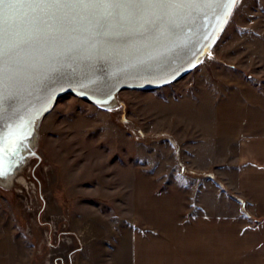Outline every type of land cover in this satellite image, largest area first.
I'll return each mask as SVG.
<instances>
[{
    "label": "rangeland",
    "instance_id": "374dc122",
    "mask_svg": "<svg viewBox=\"0 0 264 264\" xmlns=\"http://www.w3.org/2000/svg\"><path fill=\"white\" fill-rule=\"evenodd\" d=\"M241 86L264 91V0H239L209 56L173 84L121 91L107 110L73 95L61 98L43 119L23 169L8 187L0 185V223L23 238L33 255L30 264H105L103 245L124 237L117 215L102 218L108 204L129 196L133 170L124 166L137 159L148 167L152 153L164 173L171 155L172 172L186 174L184 127L209 147L224 137L230 115L221 110L230 105L239 107V122L249 121L247 108L256 113L254 121L264 118L261 103L239 98L246 95ZM216 183L224 187L218 178Z\"/></svg>",
    "mask_w": 264,
    "mask_h": 264
},
{
    "label": "crops",
    "instance_id": "0c3cea01",
    "mask_svg": "<svg viewBox=\"0 0 264 264\" xmlns=\"http://www.w3.org/2000/svg\"><path fill=\"white\" fill-rule=\"evenodd\" d=\"M237 89L246 93L240 99L264 109V91ZM238 111L233 105L221 110L230 115L224 137L209 147L202 139L192 140V128L184 127L186 174L172 172L176 160L171 155L164 160V173L152 153L148 167L137 159L124 166L125 172L133 170L131 181L124 178L132 185L129 196L107 202L110 212L102 215L107 221L117 215L115 225L124 237L103 245L105 264H264V111L263 119L254 121L256 113L247 108L248 122H239ZM198 133L202 138L204 132ZM163 177L171 180L163 183ZM2 221L0 264H30L33 255L26 253L25 241L5 230Z\"/></svg>",
    "mask_w": 264,
    "mask_h": 264
},
{
    "label": "water",
    "instance_id": "95a60500",
    "mask_svg": "<svg viewBox=\"0 0 264 264\" xmlns=\"http://www.w3.org/2000/svg\"><path fill=\"white\" fill-rule=\"evenodd\" d=\"M239 0L225 15L215 3H189L163 20L97 21L87 15L49 18L22 47L0 91V185L23 169L43 119L57 102L79 97L112 109L124 90H156L190 74L210 54ZM26 125L24 133L20 126Z\"/></svg>",
    "mask_w": 264,
    "mask_h": 264
},
{
    "label": "snow or ice",
    "instance_id": "6c2138e0",
    "mask_svg": "<svg viewBox=\"0 0 264 264\" xmlns=\"http://www.w3.org/2000/svg\"><path fill=\"white\" fill-rule=\"evenodd\" d=\"M201 2L225 9V15L236 0H0V91L7 70L16 69V58L22 47L31 44L49 18L87 15L97 21L165 19L189 3ZM2 119V113H0ZM26 125L20 126L23 134ZM3 137L0 135V144ZM2 174V173H0Z\"/></svg>",
    "mask_w": 264,
    "mask_h": 264
},
{
    "label": "built area",
    "instance_id": "2783aa9c",
    "mask_svg": "<svg viewBox=\"0 0 264 264\" xmlns=\"http://www.w3.org/2000/svg\"><path fill=\"white\" fill-rule=\"evenodd\" d=\"M140 132H141V131H140ZM140 132H138L139 136H140V135H142ZM139 136H138V137H139ZM67 221H68V220H67V219H65V221H64V222H65V223H66V225L68 226V223H67Z\"/></svg>",
    "mask_w": 264,
    "mask_h": 264
},
{
    "label": "trees",
    "instance_id": "16d2710c",
    "mask_svg": "<svg viewBox=\"0 0 264 264\" xmlns=\"http://www.w3.org/2000/svg\"><path fill=\"white\" fill-rule=\"evenodd\" d=\"M224 188V187H223ZM228 193H229V191H227ZM232 196H234L235 197V195H232Z\"/></svg>",
    "mask_w": 264,
    "mask_h": 264
},
{
    "label": "bare ground",
    "instance_id": "6f19581e",
    "mask_svg": "<svg viewBox=\"0 0 264 264\" xmlns=\"http://www.w3.org/2000/svg\"><path fill=\"white\" fill-rule=\"evenodd\" d=\"M16 177V176H15ZM14 182H15V180H14Z\"/></svg>",
    "mask_w": 264,
    "mask_h": 264
}]
</instances>
